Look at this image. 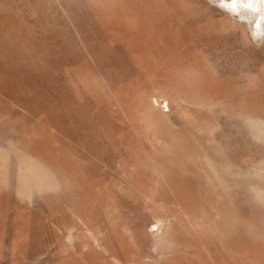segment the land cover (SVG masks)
I'll use <instances>...</instances> for the list:
<instances>
[{
  "label": "rangeland",
  "instance_id": "1",
  "mask_svg": "<svg viewBox=\"0 0 264 264\" xmlns=\"http://www.w3.org/2000/svg\"><path fill=\"white\" fill-rule=\"evenodd\" d=\"M234 6L0 0V264H264V32Z\"/></svg>",
  "mask_w": 264,
  "mask_h": 264
},
{
  "label": "bare ground",
  "instance_id": "2",
  "mask_svg": "<svg viewBox=\"0 0 264 264\" xmlns=\"http://www.w3.org/2000/svg\"><path fill=\"white\" fill-rule=\"evenodd\" d=\"M237 1L239 0H217L220 5L229 10H233V6L235 5L234 8L238 13V17L246 19L251 30L254 31L257 35H260L262 32H264V25L258 27L260 20L264 21V0H240L239 2L243 4L247 9L246 11H244V13L238 12V7H236V5L238 4ZM147 100V104L150 106L151 110L164 114L169 111L168 96L163 94L162 92L157 91L155 95L148 97ZM262 125H264V123H260V125H258L257 123V126L255 128L257 129L259 127L261 128V130H264V128H262ZM258 133L261 134V131H258Z\"/></svg>",
  "mask_w": 264,
  "mask_h": 264
}]
</instances>
